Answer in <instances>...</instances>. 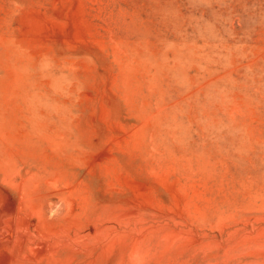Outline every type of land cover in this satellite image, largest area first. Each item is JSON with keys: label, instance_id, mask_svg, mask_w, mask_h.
Listing matches in <instances>:
<instances>
[{"label": "rangeland", "instance_id": "rangeland-1", "mask_svg": "<svg viewBox=\"0 0 264 264\" xmlns=\"http://www.w3.org/2000/svg\"><path fill=\"white\" fill-rule=\"evenodd\" d=\"M0 264H264V0H0Z\"/></svg>", "mask_w": 264, "mask_h": 264}]
</instances>
